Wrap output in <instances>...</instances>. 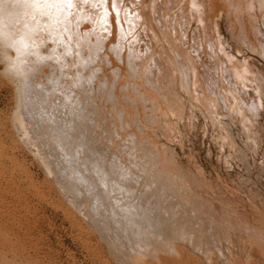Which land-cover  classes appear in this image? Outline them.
<instances>
[{"label": "bare ground", "instance_id": "obj_1", "mask_svg": "<svg viewBox=\"0 0 264 264\" xmlns=\"http://www.w3.org/2000/svg\"><path fill=\"white\" fill-rule=\"evenodd\" d=\"M39 3L15 25L23 71L0 81L13 91L11 148L43 182L5 170L16 159L0 130L1 263L49 248L32 226L55 198L98 264H264V197L230 203L228 186L264 159V0Z\"/></svg>", "mask_w": 264, "mask_h": 264}, {"label": "rangeland", "instance_id": "obj_2", "mask_svg": "<svg viewBox=\"0 0 264 264\" xmlns=\"http://www.w3.org/2000/svg\"><path fill=\"white\" fill-rule=\"evenodd\" d=\"M1 67V66H0ZM0 80H2L1 79V76H0ZM1 82V81H0ZM3 82V81H2ZM0 83V109H2V110H0L1 111V115H0V123H2L3 122V124L1 125L2 127H3V129L1 128V126H0V130L2 131V133H3V142L5 141V142H7V143H5L4 142V147H5V149H6V152H8L9 150H11L12 148L11 147H13V146H15V144L14 145H12V143H13V137H14V139H15V141L17 142V140H16V138H17V135H16V133L14 132V130L11 128V126H10V123H9V118H6V117H10L11 116V109H12V107L11 106H13V103H12V101H13V99L11 98L12 96H13V91H12V89H11V87L9 86V85H7V84H5L4 82L3 83ZM3 86V87H2ZM5 86V87H4ZM3 91V92H2ZM10 92V93H9ZM5 95H4V94ZM12 95V96H11ZM11 101V102H10ZM9 103H11V105H9ZM5 109V110H4ZM4 112V113H3ZM9 113H10V115H9ZM5 116V118H3L4 116ZM8 119V120H7ZM7 121V122H6ZM5 123V124H4ZM6 124H8V125H6ZM6 125V126H5ZM8 127V128H7ZM7 128V129H6ZM6 132H7V134H6ZM10 133V134H9ZM9 134V136L10 137H12V139L9 137V136H7ZM16 136V137H15ZM5 137H6V140H5ZM8 138H10L11 139V141H10V139L7 141V139ZM13 140V141H12ZM15 142V143H16ZM19 145H21L19 142H17ZM8 145V147H6L7 145ZM19 147H17V148H14V149H12V152H13V156L15 157H13L14 159L13 160H17L18 158V160L15 162L14 161V164L13 163H10V164H8L9 162H7V163H5L4 165V167H5V170L6 171H9V170H11V169H13L15 172H17V176H19V175H24L25 174V171H23V173L22 174H20L18 171H19V169L21 168V166H22V169L23 170H26L27 169V175H22V176H20L19 177V179L22 181V180H24L23 182H26L27 181V179H25L26 177H28V176H32L30 179L34 182V185H36V187H39V186H41V184H42V182H43V178H41V177H43V173H42V170H41V168H39V166H36L37 165V163H36V161L34 160V158L30 155V153H28L27 152V154H26V149L23 147V146H21L20 148H22L21 150H20V148L18 149ZM263 148H264V146H263ZM9 149V150H8ZM25 149V150H24ZM20 150V151H19ZM262 150V149H261ZM15 151H16V153H15ZM20 153H19V152ZM23 155V156H22ZM203 155H204V153H203V151H200V156H201V158H203ZM261 155V154H260ZM19 156V157H18ZM25 156V157H24ZM24 157V158H23ZM21 158V159H20ZM27 158H29V159H27ZM32 158V159H31ZM258 159H257V162H256V165L253 167V169H252V172H251V177H247V178H245V175H243V173H241L243 170H238V169H236V171H237V178H236V180H235V178H234V181L232 180L231 182H229V184H228V186H231V185H233L234 186V189L236 190V193H235V195H237L236 196V198H235V196H233V198L231 197V195L229 194V196H230V203H233V201L234 200H236V201H240V202H244V203H246L248 200H250V201H253V202H257L256 204H258V201L256 200L257 198L256 197H252V195H255V194H261L263 197H264V159H262V157L261 156H258L257 157ZM24 159V160H23ZM30 160V161H29ZM33 160V161H32ZM22 161V162H21ZM24 161V162H23ZM30 163H29V162ZM214 161V160H213ZM13 162V161H12ZM17 162H20V165L18 164L17 165ZM35 162V163H34ZM16 163V164H15ZM23 163V164H22ZM262 163V164H261ZM13 164V165H12ZM30 164V165H29ZM33 164V165H32ZM12 165V166H11ZM34 166H35V168H34ZM204 166H206V168L208 167V169H210V166L208 165V164H206V165H204ZM214 166L217 168V169H220L221 171H223V168H222V165L221 164H219V163H217L216 161H214ZM31 167V168H30ZM17 168H18V170H17ZM30 168V169H29ZM222 168V169H221ZM30 170H31V172H30ZM38 171H40V172H38ZM261 171V172H260ZM37 172V173H36ZM16 174V173H15ZM30 174V175H29ZM35 174V175H34ZM40 174V175H39ZM215 174H214V172H211V178L210 179H207V181H208V183H210V185H211V188H212V190L213 191H215L214 193H218V194H220V195H224L223 193H224V191L222 190V188H223V183H224V181L223 182H221V187L220 186H218L217 184H218V181L216 180V179H214V176ZM241 175H242V177H241ZM24 178V179H21V178ZM37 177V178H36ZM40 178H41V180H40ZM34 179V180H33ZM248 179H251V184H253L254 186L250 189V192H249V190L247 189V186L246 185H244V183H245V181L246 180H248ZM240 180V181H239ZM244 180V181H243ZM36 181V182H35ZM38 182V183H37ZM41 182V183H40ZM250 184V185H251ZM215 186H218L219 187V190H217V187H215ZM233 186H231V188H233ZM252 186V185H251ZM238 187V188H237ZM241 189V190H240ZM254 189V190H253ZM238 190V191H237ZM252 190H253V192H252ZM255 191H259L258 193L257 192H255ZM242 193V194H241ZM250 194H252V195H250ZM224 197H225V195H224ZM250 197V198H249ZM258 197H260L259 195H258ZM246 198V199H245ZM55 198H53V200L51 199V201L53 202H51L52 203V205H48V206H46V207H44V209L43 210H37V212L35 213V215H34V220L36 221V223L37 222H39V223H37V224H39V227H36L35 228V226L33 227L32 226V229H33V231H34V233H36V235L35 234H32L33 235V238L36 236H40V238H41V240L43 241H41L38 237L36 238L35 237V241H36V244H37V246L39 247V248H43L45 245L46 246H48L49 248H50V250L53 248V250H49V248L48 249H46L47 247H44L42 250L44 251V252H42V254H40L39 253V255H37L36 257H39V258H35V260H33V262H31V263H29V264H98L97 263V261L96 260H93V259H91V258H88V256L90 255L86 250H84L85 248L84 247H82V244H81V240H80V238H79V240H78V231H77V225H74V224H76V223H74L73 222V220H71L70 219V217L68 216L67 217V214L65 213V215L64 214H60V212H62V213H64V210L61 208V207H58L59 205H58V203L54 200ZM245 199V200H244ZM252 199V200H251ZM10 204H9V207L11 208V206H14L15 205V208L17 207V205H16V202L14 201H11V202H9ZM13 203V204H12ZM56 203V204H55ZM11 205V206H10ZM57 205V206H56ZM50 206V207H49ZM53 206H55V207H53ZM19 207H22L23 208V206L20 204V206ZM259 207H260V205H259ZM56 208H58V209H56ZM24 209V208H23ZM47 209V210H46ZM55 209H56V211H55ZM60 209H62V210H60ZM58 210H59V212H58ZM47 213H46V212ZM42 212V213H41ZM49 212H50V214H49ZM54 212V213H53ZM44 213H45V215H44ZM20 214H23L22 212L20 213ZM38 214V215H37ZM51 214H52V216H51ZM26 216H28V215H26ZM37 216V217H36ZM65 216H66V219H65ZM25 219H24V218ZM41 217H43V218H41ZM49 217V218H48ZM51 217V218H50ZM56 217V218H55ZM36 218V219H35ZM14 219H15V221H16V223H15V225H19L20 224V227H21V223L22 222H24L25 223V220H26V217H25V215L23 216V215H20V217L18 218V217H14ZM20 219V220H19ZM40 219V220H39ZM46 219V220H45ZM54 219V220H53ZM63 219V220H62ZM64 219H65V221H64ZM22 220V221H21ZM41 220H43V221H41ZM51 220V221H50ZM68 220V221H67ZM47 221V222H46ZM54 221V222H53ZM59 221V222H58ZM29 222L32 224V222H31V220L29 219ZM52 222V223H51ZM58 222V223H57ZM73 222V223H72ZM35 223V224H36ZM64 223V224H63ZM23 224V223H22ZM50 224V225H49ZM73 224V225H72ZM259 224V223H258ZM60 225H61V228H60ZM72 225V226H71ZM23 226H24V224H23ZM21 227V228H24V227ZM71 226V227H70ZM60 228V229H59ZM71 228V229H70ZM47 229V230H46ZM70 229V230H69ZM36 230V231H35ZM38 230H39V232H38ZM41 230H42V232L44 233V231H49V232H47V236H46V234L44 235L43 233V235L40 233L41 232ZM69 230V231H68ZM38 232V233H37ZM49 233V234H48ZM56 233V234H55ZM57 233H58V235H57ZM67 235H66V234ZM38 234V235H37ZM40 234V235H39ZM74 236H72V235ZM35 235V236H34ZM45 236V237H44ZM56 236V237H55ZM46 237H47V239H46ZM71 239H70V238ZM72 237L75 239H73V242H72ZM43 238V239H42ZM48 238H50L49 240H48ZM60 238V239H59ZM56 239H57V241H56ZM41 241V242H38V241ZM45 240H47L46 242H45ZM50 240H51V243H48V242H50ZM54 241V242H53ZM39 244H38V243ZM57 242H58V244H57ZM40 243H42L41 245H40ZM47 243V244H46ZM52 243H53V245H52ZM54 244H57V245H55L54 246ZM80 244V245H79ZM23 245H25L26 246V244L25 243H23ZM50 245H52L51 247H50ZM84 248V249H83ZM46 249V250H45ZM56 251H55V250ZM78 249V250H77ZM50 251V252H48V251ZM68 250V251H67ZM29 251H32V250H29ZM58 251V252H57ZM70 251H72V252H70ZM80 251V252H79ZM84 251V252H83ZM27 252V251H26ZM51 254V256L48 254ZM57 253V254H55V256L54 255H52V254H54V253ZM60 252V253H59ZM69 252V253H68ZM45 253H47V256H46V254ZM65 253H67V254H65ZM81 253V254H80ZM83 253V254H82ZM87 254V255H86ZM69 255L70 256H72V257H69ZM42 258H41V257ZM45 256V257H44ZM50 256V257H49ZM64 256L65 257H67V258H64ZM1 257V256H0ZM48 257V258H47ZM54 257V258H53ZM57 257V258H56ZM81 257H83V258H81ZM86 257V258H85ZM90 257V256H89ZM60 258V259H59ZM40 260V262H39V260ZM48 259V260H47ZM54 259V260H53ZM70 259H72V260H70ZM76 259V260H75ZM90 261H89V260ZM1 260V259H0ZM56 260H58V261H60V262H57ZM62 260V261H61ZM65 260H66V262H65ZM73 260H75L74 262H72L71 263V261H73ZM80 262H79V261ZM42 261V262H41ZM46 261H48V262H46ZM56 261V262H55ZM70 261V262H69ZM84 261V262H83ZM35 262V263H34ZM37 262V263H36ZM44 262V263H43ZM0 264H2L1 263V261H0ZM20 264V263H19ZM21 264H24V262H22L21 261Z\"/></svg>", "mask_w": 264, "mask_h": 264}, {"label": "clouds", "instance_id": "obj_3", "mask_svg": "<svg viewBox=\"0 0 264 264\" xmlns=\"http://www.w3.org/2000/svg\"><path fill=\"white\" fill-rule=\"evenodd\" d=\"M28 0H0V52L4 54L2 61L5 71L19 75L23 71V64L18 55L19 45L15 37V25L19 23L21 9H28Z\"/></svg>", "mask_w": 264, "mask_h": 264}, {"label": "snow or ice", "instance_id": "obj_4", "mask_svg": "<svg viewBox=\"0 0 264 264\" xmlns=\"http://www.w3.org/2000/svg\"><path fill=\"white\" fill-rule=\"evenodd\" d=\"M67 3L69 4V6H71V0H67ZM43 6H47V5H43ZM30 7L40 8L42 7V5L39 3V0H31Z\"/></svg>", "mask_w": 264, "mask_h": 264}]
</instances>
